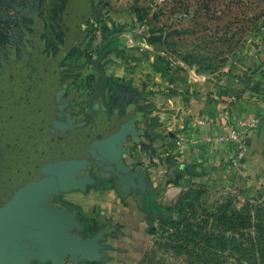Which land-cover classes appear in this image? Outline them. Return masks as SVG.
Returning <instances> with one entry per match:
<instances>
[{
	"label": "crops",
	"instance_id": "obj_1",
	"mask_svg": "<svg viewBox=\"0 0 264 264\" xmlns=\"http://www.w3.org/2000/svg\"><path fill=\"white\" fill-rule=\"evenodd\" d=\"M236 53L215 74L185 64L162 72L157 59L140 58L138 52L128 60L145 62L146 68L126 73L122 57L105 56L103 62L115 59L103 75L105 105L123 107L111 89L124 93L125 88L140 117L134 123L140 133L125 143L122 162L142 182L130 195L102 183L70 191L68 205L61 208L73 212L87 231L106 230L98 260H86L88 264H132L139 245L150 236L151 221L157 219L152 217L170 215L193 189L235 191L264 207V18L262 28ZM230 95L236 100L226 101ZM252 118L259 120L256 127L238 124ZM228 129L243 133L241 155L224 142L204 143L226 137Z\"/></svg>",
	"mask_w": 264,
	"mask_h": 264
},
{
	"label": "rangeland",
	"instance_id": "obj_2",
	"mask_svg": "<svg viewBox=\"0 0 264 264\" xmlns=\"http://www.w3.org/2000/svg\"><path fill=\"white\" fill-rule=\"evenodd\" d=\"M32 1L0 0V71L7 66L8 50L15 49L12 40L18 41L15 34L20 29L15 21L30 23L22 13ZM196 1L200 0H90V14L81 26L84 38L61 63L59 75L65 91L85 87L86 92L88 78L104 83L106 67L115 62L114 58L103 62L108 54L117 60L122 57L126 73L146 68L145 62L128 60L138 52L140 58L157 59L156 68L162 72L185 64L215 74L235 57L245 39L262 28L264 0H206L209 13L202 10L201 16H187L184 5ZM39 3L41 18L51 26L49 17L59 8L58 0ZM15 52L19 57L17 48ZM84 107L77 103L73 109ZM102 184L114 187L110 179ZM71 196L62 193L50 204L68 205ZM151 222L150 236L139 245L132 264H264V207L235 191L190 190L170 215ZM80 225L87 238L99 233ZM82 262L89 263L83 257L63 264Z\"/></svg>",
	"mask_w": 264,
	"mask_h": 264
},
{
	"label": "trees",
	"instance_id": "obj_3",
	"mask_svg": "<svg viewBox=\"0 0 264 264\" xmlns=\"http://www.w3.org/2000/svg\"><path fill=\"white\" fill-rule=\"evenodd\" d=\"M208 6V1L200 0L186 2L183 9L187 16L196 18L202 15V10L209 13ZM191 7L193 10H189ZM89 11L90 4L86 18ZM58 68V65L54 66L36 78L27 77L20 65L13 67L12 71L7 66L0 71V264H26L30 255L38 254L39 239L47 234L37 237L32 224L44 214L39 207L48 195H60L61 190L65 189L83 190L86 182L75 178V175L86 164H92L98 175L105 173L98 164L106 156L107 150L96 144V140L87 142L81 139L76 143L73 139L59 138L53 144L48 142L62 115L60 96L63 87L59 86ZM54 114H57V121L50 126V116ZM128 132L133 136L138 135L135 129ZM122 153L121 148L116 147L111 155L115 159L114 164L125 167L120 159ZM106 176L109 173L106 172ZM72 229L67 227L68 233L76 234L70 232ZM78 236L86 241V238ZM88 242L85 248L66 255L61 264L67 259L75 262L82 257L98 260L99 240ZM50 262L46 260L43 264ZM35 263L39 262H29Z\"/></svg>",
	"mask_w": 264,
	"mask_h": 264
},
{
	"label": "flooded vegetation",
	"instance_id": "obj_4",
	"mask_svg": "<svg viewBox=\"0 0 264 264\" xmlns=\"http://www.w3.org/2000/svg\"><path fill=\"white\" fill-rule=\"evenodd\" d=\"M39 2L40 0H33L22 13V16L30 20V23L15 21L21 34H15L18 41L12 40L15 49L12 47L8 50L7 67L9 71H12L13 67L20 65L27 77L36 78L41 72H49L50 68L59 66V86L63 87L60 96V104H63L62 115L58 118L57 129L48 137V142L53 144L59 138L73 139L76 143H79L81 139L87 142L96 140V144L104 146L107 150L106 156L98 164L105 173L103 176L98 175L92 164H86L75 178L85 181L87 185H99L102 181L110 179L119 194L130 195L132 189L140 183L139 179L131 169L128 171L121 164H114L112 152L116 150V147H120L124 153L125 143L128 140L134 141L137 137L128 132L130 129H135L133 124L140 120V117L133 113V97L126 92L119 93L116 89L113 94L121 99L123 107L110 108L104 101V83L96 84L88 78L86 85L90 91L87 89L85 92V87L81 90L79 87H73L65 91V83L60 81L59 73L63 68L61 63L66 59V55L71 50L77 49L81 43L83 36L81 26L87 19L85 16L90 0H58L59 8L52 17H49L51 26H48L47 21L41 18ZM16 48L19 50V57L16 56ZM94 70L99 75L102 73L97 70V67H94ZM77 103H83L85 107L80 111L73 109ZM109 165L110 167L107 168ZM81 171L85 173L80 174ZM106 172L109 176L104 177ZM57 197L58 195L50 197V201ZM53 204V208L62 209L57 203ZM76 225L81 227L78 220ZM76 225L70 232L87 239L82 227L80 231L75 230Z\"/></svg>",
	"mask_w": 264,
	"mask_h": 264
},
{
	"label": "water",
	"instance_id": "obj_5",
	"mask_svg": "<svg viewBox=\"0 0 264 264\" xmlns=\"http://www.w3.org/2000/svg\"><path fill=\"white\" fill-rule=\"evenodd\" d=\"M56 115L57 114L50 116V120H49L50 126L57 121ZM136 132L137 135L139 132L137 130ZM122 155L123 154H121L120 156L121 160H122ZM125 167L129 171V168L127 166ZM138 182H140L138 184L140 185L142 181L139 180ZM138 185H136L135 187H137ZM65 192H70V191L67 189L61 190L60 194ZM50 195H48L44 199L43 204L39 207L40 210L44 211V214L40 216L38 219H36L35 222H33L32 224V230L34 231L35 234L38 235L37 237L43 235L44 233L47 234V235H43L40 238V239L46 238L44 239L45 242L44 240L39 239V243L37 244L38 254L30 255V257L26 259V264H29L31 260H36L40 264H43V262H45L46 260H50L51 261L50 264H61L64 257L68 254H72L73 250H78L83 247L85 248L88 245L89 240H95V239L100 240L104 232H106V230L100 231L93 238L91 239L87 238L86 241H82L77 234L68 233L67 227L74 228L76 225L75 214L71 211L67 212L65 209L58 210L56 208H53V206L50 204V197H51ZM58 212L60 213V215ZM77 227L80 228V226ZM86 260L91 261L89 258H86Z\"/></svg>",
	"mask_w": 264,
	"mask_h": 264
},
{
	"label": "built area",
	"instance_id": "obj_6",
	"mask_svg": "<svg viewBox=\"0 0 264 264\" xmlns=\"http://www.w3.org/2000/svg\"><path fill=\"white\" fill-rule=\"evenodd\" d=\"M236 100V98L233 95H230L229 97L226 98V101L228 102H233ZM223 119L227 122H229L228 116L225 114L223 116ZM258 119L252 118L251 120H244V121H239L238 124L243 127V129H250L253 127H256L258 124ZM226 122V123H227ZM198 123H201L199 120ZM225 123V124H226ZM228 125H226L227 127ZM243 133L237 129H228L227 136L224 138H218V139H211L208 138L204 141L205 144H213L216 141L224 142L228 147L229 150L236 155H241L243 152V146H244V141L242 139Z\"/></svg>",
	"mask_w": 264,
	"mask_h": 264
}]
</instances>
